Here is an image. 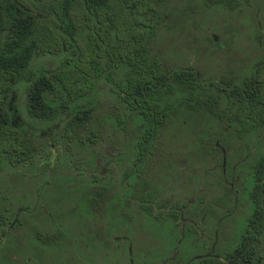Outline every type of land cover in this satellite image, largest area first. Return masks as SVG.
Masks as SVG:
<instances>
[{
  "label": "trees",
  "instance_id": "1",
  "mask_svg": "<svg viewBox=\"0 0 264 264\" xmlns=\"http://www.w3.org/2000/svg\"><path fill=\"white\" fill-rule=\"evenodd\" d=\"M170 1L0 0V172L6 176L0 180V240L35 222L22 213L34 215L43 205L32 197L13 220L18 203L8 192L7 176L14 167L32 168L35 176L55 172L62 179L76 171L86 183L84 190H94L86 199L102 205L108 182L114 190L124 165L123 174L126 166L127 173H141L154 158L162 129L171 126L179 111H187L204 121L192 134L197 158L204 151L214 156L216 144L226 156L234 141L249 134L257 133L259 143L248 195L252 211L228 253L233 263L198 260L247 264L244 260L256 255L249 241L263 231L251 219L264 217V130H256L264 129V56L242 75L228 70L206 77L191 64H168L153 47ZM198 1L225 9L238 4ZM97 108L100 116L94 114ZM113 137L120 144L110 158L104 157L101 170L95 155ZM125 140L131 155L122 165L118 157ZM111 162L117 165L115 173ZM150 204H142L143 209L149 211ZM37 223V242L58 237L56 228L46 229L42 219Z\"/></svg>",
  "mask_w": 264,
  "mask_h": 264
},
{
  "label": "rangeland",
  "instance_id": "2",
  "mask_svg": "<svg viewBox=\"0 0 264 264\" xmlns=\"http://www.w3.org/2000/svg\"><path fill=\"white\" fill-rule=\"evenodd\" d=\"M235 2V7L225 9L198 0H171L163 11L164 30L156 35L153 49L161 51L168 64H191L206 77H217L228 70L237 74L250 70L251 63L264 56V0ZM94 112L101 115L99 108ZM180 112L168 129H162L158 149L144 173H127L124 180L129 186L124 187V165L114 190L108 182L102 205L96 206L95 201L90 204L92 200L86 199L91 192H85L86 183L76 171H71L73 177L62 179L55 172L35 176L32 168L14 167L7 180L15 205L23 207L32 197L43 205L35 208L32 217L28 215L35 222L24 225L23 231L15 230L10 239L0 240V264H15L16 255L22 261L18 264H190L198 261L196 255L205 251L208 241L219 252L235 245L251 209V178L246 171L252 170L258 155V135L234 141L226 156L215 143L216 156L204 151L197 158L192 134L200 131L204 121L196 120L191 112ZM119 144L113 137L97 151L94 162L101 170L105 169L101 164L104 157L110 158ZM128 150L125 140L118 157L122 165L129 161ZM109 167L113 173L117 171L115 162ZM3 172L0 180L6 177ZM139 175L157 195L151 211L140 210L135 199L124 205L122 193L129 196L132 182ZM175 181H181L180 186ZM230 181L239 187L234 209ZM157 205L174 206L170 211L177 214L170 216L163 207L155 208ZM203 206L208 210L205 216ZM178 209L184 211L183 216H179ZM41 216L46 229L52 227L59 232L54 243H40L33 238V228ZM183 224L186 226L180 231ZM5 247L8 254L3 253ZM13 248L14 257L10 254Z\"/></svg>",
  "mask_w": 264,
  "mask_h": 264
},
{
  "label": "flooded vegetation",
  "instance_id": "3",
  "mask_svg": "<svg viewBox=\"0 0 264 264\" xmlns=\"http://www.w3.org/2000/svg\"><path fill=\"white\" fill-rule=\"evenodd\" d=\"M234 165H236V164H234ZM127 166H126V172H125V174H124V177H123V179H122V185L124 186V187H127V186H129V184H128V181H127V179L126 180H124V178L127 176ZM223 170H225L224 168H223ZM222 170V171H223ZM231 170V169H230ZM244 172V171H243ZM248 174H249V176H251V170H247L246 171ZM245 172V173H246ZM142 173H144V170H142V172H141V174ZM140 174V173H139ZM138 175V174H137ZM234 176H235V174H234ZM251 178V177H250ZM179 179V178H178ZM179 180H181V178L179 179ZM142 181H143V183H142ZM146 182L143 180V179H141V176L139 175L135 180H133V182H132V185H131V188H130V191H129V196H127L125 193H122V196L124 197V205H127L128 204V201H130L131 199H135L136 200V204L138 205L137 207L138 208H140V210H143V206H142V204H148V203H153V201H154V199H156L157 198V195L155 194V193H153L152 192V189L147 185V184H145ZM179 183V185L178 186H180V183H181V181L180 182H176L175 181V183L174 184H178ZM252 185H253V180L251 179V184H250V187H249V190L251 189V187H252ZM178 186H177V188H178ZM229 186H230V189H229V191L231 192V196H232V203L234 204L233 205V209L235 208V207H237L236 206V204H235V199H236V194H237V189L239 190V187L237 186V185H235L234 184V182H232V181H230V184H229ZM232 190V191H231ZM85 192H91V194H93L94 193V190H90V189H88L87 191H85ZM150 192V194H148ZM190 193V192H189ZM188 193V194H189ZM148 196V197H150L151 198V200H140V198H139V196ZM249 195V194H248ZM249 197V196H248ZM248 200H249V198H248ZM188 202V201H187ZM250 202V201H249ZM189 203V202H188ZM128 206V205H127ZM158 206V205H157ZM157 206H155V208H160L159 206L157 207ZM188 207H189V209L192 211V207H191V203H189L188 205H187ZM186 206V207H187ZM35 206H33L32 208H34ZM162 207H163V209H162ZM160 209H162L163 211H165L164 209H166V210H168L169 212H170V216H175L177 213L173 210V211H170L174 206H167V205H163ZM22 208L23 207H16V210L14 211V214H13V220L16 218V217H18V213H19V210L21 209L22 210ZM154 207H153V205L150 207V211L153 209ZM206 207H202L201 208V210H202V213H203V215L205 216V214H207V212H208V210L207 209H205ZM186 208H184V210H185ZM226 209H228V208H226ZM20 210V211H21ZM179 210V216L181 217V215L183 216V214H184V211L182 210V209H178ZM31 211V210H30ZM30 211H29V213L25 216V218L26 217H28V215L30 214ZM168 211H166V213L168 212ZM251 211H252V206H251V209H250V212H248L247 214H246V216L244 217V219H245V224H246V222H247V220H246V218H247V216L251 213ZM199 212V211H198ZM232 212V211H231ZM230 211L229 212H224L223 214H230L231 213ZM29 216H33V215H29ZM31 217H29V218H31ZM205 218V217H204ZM38 219H43V217L41 216L40 218H38ZM184 219V218H183ZM31 220H32V218H31ZM251 221H253V222H257V223H259V225H262V227H263V231H262V233H260L259 235H258V237H256L255 235H253L251 238H250V243H251V245L253 246V251H258L257 253H256V255H253L251 258H249V259H247L246 261L244 260V262L245 263H247V264H264V217H263V219L262 220H260L259 219V216H254L252 219H251ZM188 224H191V223H188ZM186 225L185 224H183V226H182V228L180 229V231L182 230H184V227H185ZM191 226V225H190ZM244 228H245V226H244ZM244 228L239 232V234H238V239H237V242H236V244L239 242V240H240V237L242 236V232H243V230H244ZM15 231V230H14ZM13 231V232H14ZM54 233H56V234H59V232L57 231V230H55V232ZM16 234V233H15ZM207 237H209V236H207ZM57 240V237H51V238H46V241H48V242H51V243H54L55 241ZM236 244L235 245H233L231 248H229V249H225L224 251H222V252H219V250H216L215 248V244L214 243H212V241H208V244L204 247L205 249V251L204 252H201L199 255H196L197 257H198V259H201V258H206V259H217V260H222V261H228V262H230V263H233V259L232 258H229V252L231 251V250H233L234 248H235V246H236ZM256 244H257V246H258V249H256ZM13 251H10V254L11 253H14V254H11V256L12 257H14L16 254H15V249L13 248L12 249ZM21 256V255H20ZM234 257H237V258H240V256H239V254H236V255H234ZM191 258H193V257H191ZM205 260V259H204ZM20 262H22L21 260H20V258L16 255V258H14V263L15 264H18V263H20ZM195 262V261H194ZM190 263V264H200V261L198 260L197 262H195V263ZM202 264V263H201Z\"/></svg>",
  "mask_w": 264,
  "mask_h": 264
}]
</instances>
